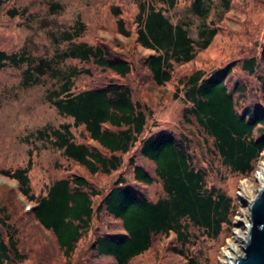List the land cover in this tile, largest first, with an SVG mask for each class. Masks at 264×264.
I'll return each mask as SVG.
<instances>
[{"label":"trees","instance_id":"1","mask_svg":"<svg viewBox=\"0 0 264 264\" xmlns=\"http://www.w3.org/2000/svg\"><path fill=\"white\" fill-rule=\"evenodd\" d=\"M213 0H190V12L205 19ZM225 6L229 0H220ZM9 0H0V16ZM169 7L174 0H163ZM135 42L148 50L140 60L152 82L163 86L171 80L173 66L195 58L197 51L206 49L216 34V28L201 25L198 40L188 31L186 21L172 22L163 9L147 0L137 3ZM61 5L51 3L50 10ZM26 8H9L10 17L22 16ZM116 14L118 8L114 9ZM119 34L130 37L131 30L118 18ZM84 23L76 19L70 26L50 31L56 44H64L50 56H35L26 50H0V68H21L20 82L29 87L44 78L52 81L46 90V101L72 123L43 126L25 136V140L40 141L59 150L63 156L82 166L89 174L109 175L123 165L122 155L138 143V154L153 164V172L128 158L134 183L118 175L104 193L97 190L84 176L71 173L53 180L46 192L34 195L29 184L30 159L26 166L1 168L0 175L17 183L19 193L31 204L26 211L45 230L50 231L65 259L72 255L78 241L87 234L95 215L104 211L119 221L120 232H100L91 243L96 257H110L115 264H128L146 252L153 239L174 234L179 255L190 243L191 227L206 236L216 238L222 226L229 222L232 199L220 187L206 184L208 171L195 161L191 141L184 133L175 134L158 129L144 135L149 119L148 107L133 97L134 89L125 82L133 63L113 50L105 41L87 43L80 40ZM198 49V50H196ZM72 61L91 63L95 68L112 73L111 79L77 92L72 91L75 78L90 74V70ZM241 61V69L255 75L261 92L260 100L246 104V84L226 83L235 61L205 74L195 70L185 79L182 98L188 104L182 110L187 124L194 122L198 130L210 138L213 152L232 172L248 175L264 150V75L256 74L264 65V42L259 56ZM174 96H177L174 92ZM82 126L90 142H77L71 127ZM256 166V165H255ZM161 183L163 195L150 199L141 185ZM101 199L94 208V199ZM7 207L0 204V264H19L20 253L16 229L10 222ZM192 262V261H190Z\"/></svg>","mask_w":264,"mask_h":264},{"label":"rangeland","instance_id":"2","mask_svg":"<svg viewBox=\"0 0 264 264\" xmlns=\"http://www.w3.org/2000/svg\"><path fill=\"white\" fill-rule=\"evenodd\" d=\"M138 1L140 0H9L0 16V50L8 53L26 50L35 56H50L64 44L54 43L49 32L70 26L79 19L85 25L80 40L93 44L105 41L114 51L126 56L133 63V69L125 82L134 89L133 97L144 103L150 111L144 135L158 129L186 134L192 143L191 153L195 161L209 173L207 186L214 184L220 187L232 199L233 204L229 222L222 226L216 238L208 237L201 230L191 227L192 237L190 243L183 248L182 256L174 250L180 248L174 234L159 236L153 239L150 249L128 264H225L228 260L226 255L234 260L242 254L250 224L249 206L256 193L264 186V168L255 174L258 167L264 164V155L259 156L256 166L254 165L255 171L248 175H239L222 165L213 152L211 139L198 130L194 122L187 124L184 121L182 110L188 104L182 98V90L185 79L193 71L201 70L208 74L235 61L232 72L226 79L227 85L232 87L236 82L246 84L247 100L243 105L260 100L261 92L256 76L241 69L240 59L259 56L264 42V0H229L227 6L220 0H213L205 19L191 14L190 0H174L173 7H169L163 0H147L163 9L172 22L186 21L189 35L196 41L202 24L216 28L209 46L197 51L192 61L175 64L171 80L163 86L152 82L140 61L149 51L135 42L134 19ZM54 2L59 3L61 8L52 12L50 5ZM9 8L26 9L22 16L10 17L5 13ZM115 8H118V14ZM118 18L123 19L125 26L131 30L130 37L125 38L117 31ZM72 64L90 70V74L75 78L73 92L99 85L113 76L108 71L95 68L91 63L72 61ZM23 67L0 68V169L24 167L30 159L29 184L36 196L44 194L53 180L71 173L84 176L102 193L113 185L118 175L134 183L132 168L127 163L132 155H136L137 164L153 172V164L138 154V143L122 155L123 165L117 171L109 175H91L49 144L26 141L25 136L38 128L72 123V119L58 114L46 101V90L52 84L49 78L29 87L21 84ZM256 74L264 75V65L260 66ZM174 92L177 96H174ZM71 132L77 142L87 141L96 145L89 140L82 126H72ZM141 187L152 200L163 195L159 181ZM100 199L101 195L95 197L94 208ZM0 204L7 207L11 215L10 222L16 229L18 248L24 255L19 264H115L110 257H96L91 249V243L98 233L121 231L119 221L104 211L95 215L87 234L78 241L67 260L53 234L43 229L26 212L31 204L19 193L17 183L2 175Z\"/></svg>","mask_w":264,"mask_h":264},{"label":"water","instance_id":"3","mask_svg":"<svg viewBox=\"0 0 264 264\" xmlns=\"http://www.w3.org/2000/svg\"><path fill=\"white\" fill-rule=\"evenodd\" d=\"M249 223L242 254L232 264H264V186L250 203Z\"/></svg>","mask_w":264,"mask_h":264},{"label":"built area","instance_id":"4","mask_svg":"<svg viewBox=\"0 0 264 264\" xmlns=\"http://www.w3.org/2000/svg\"><path fill=\"white\" fill-rule=\"evenodd\" d=\"M263 151H264V150H263ZM263 151L260 153V155H264V152H263ZM263 168H264V164L262 163V164L258 167V169H257L256 171L254 170V171H255V174H258V173L260 172V169L262 170ZM254 171H253V172H254Z\"/></svg>","mask_w":264,"mask_h":264},{"label":"bare ground","instance_id":"5","mask_svg":"<svg viewBox=\"0 0 264 264\" xmlns=\"http://www.w3.org/2000/svg\"><path fill=\"white\" fill-rule=\"evenodd\" d=\"M226 255V254H225ZM226 258L228 259L227 261H225V264H232L233 263V259L230 256L226 255ZM230 259V260H229Z\"/></svg>","mask_w":264,"mask_h":264}]
</instances>
